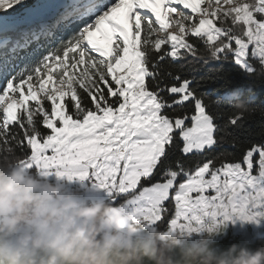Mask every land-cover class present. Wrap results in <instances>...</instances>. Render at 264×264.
<instances>
[{
	"label": "snow or ice",
	"instance_id": "snow-or-ice-1",
	"mask_svg": "<svg viewBox=\"0 0 264 264\" xmlns=\"http://www.w3.org/2000/svg\"><path fill=\"white\" fill-rule=\"evenodd\" d=\"M13 159L153 231L264 239V0H0Z\"/></svg>",
	"mask_w": 264,
	"mask_h": 264
},
{
	"label": "clouds",
	"instance_id": "clouds-1",
	"mask_svg": "<svg viewBox=\"0 0 264 264\" xmlns=\"http://www.w3.org/2000/svg\"><path fill=\"white\" fill-rule=\"evenodd\" d=\"M68 184L0 160V264H264V243L153 231Z\"/></svg>",
	"mask_w": 264,
	"mask_h": 264
},
{
	"label": "rangeland",
	"instance_id": "rangeland-1",
	"mask_svg": "<svg viewBox=\"0 0 264 264\" xmlns=\"http://www.w3.org/2000/svg\"><path fill=\"white\" fill-rule=\"evenodd\" d=\"M68 187L70 188V190L72 188H80V189H82L77 184H68ZM91 198L93 200H100V201L102 200V197H100V196H93L92 195ZM254 231L255 230L251 226H245L244 228H240V226L237 225L236 228H232V226L230 225L228 227V229H226V231H225V233L223 235L227 236L230 240H232V239H240V237L236 236L235 233L239 232L241 234H252V233H254ZM260 231L264 232V229H262ZM253 242L251 240H243L240 244H246L249 248H251L253 246Z\"/></svg>",
	"mask_w": 264,
	"mask_h": 264
},
{
	"label": "trees",
	"instance_id": "trees-1",
	"mask_svg": "<svg viewBox=\"0 0 264 264\" xmlns=\"http://www.w3.org/2000/svg\"><path fill=\"white\" fill-rule=\"evenodd\" d=\"M229 71H232L234 74H236V70H235V69H229ZM258 84H259V82H257L256 91L259 93V92H260V88H259ZM259 119H260V118L257 117L256 120H255L254 122H251V123H249V124L247 125V126H248L250 129H252L254 132H258V131H259V129H258V127H257V125H258V123H259ZM257 139H258V137H257ZM261 243H264V239H260V238L255 239L254 242H253V246L251 247V249H255V248L259 247V245H260Z\"/></svg>",
	"mask_w": 264,
	"mask_h": 264
}]
</instances>
